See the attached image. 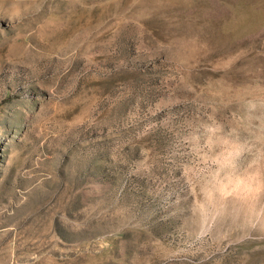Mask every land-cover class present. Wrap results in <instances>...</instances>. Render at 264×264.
I'll return each instance as SVG.
<instances>
[{"label":"rangeland","instance_id":"obj_1","mask_svg":"<svg viewBox=\"0 0 264 264\" xmlns=\"http://www.w3.org/2000/svg\"><path fill=\"white\" fill-rule=\"evenodd\" d=\"M0 264H264V0H0Z\"/></svg>","mask_w":264,"mask_h":264}]
</instances>
